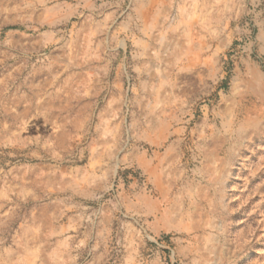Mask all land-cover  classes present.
<instances>
[{
	"label": "rangeland",
	"instance_id": "rangeland-1",
	"mask_svg": "<svg viewBox=\"0 0 264 264\" xmlns=\"http://www.w3.org/2000/svg\"><path fill=\"white\" fill-rule=\"evenodd\" d=\"M0 264H264V0H0Z\"/></svg>",
	"mask_w": 264,
	"mask_h": 264
}]
</instances>
